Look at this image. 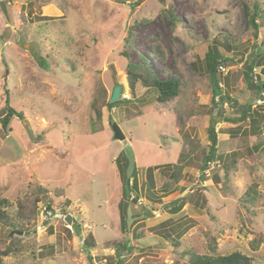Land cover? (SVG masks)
Wrapping results in <instances>:
<instances>
[{"label":"rangeland","instance_id":"rangeland-1","mask_svg":"<svg viewBox=\"0 0 264 264\" xmlns=\"http://www.w3.org/2000/svg\"><path fill=\"white\" fill-rule=\"evenodd\" d=\"M248 1L264 6V0ZM245 2L0 0V193L11 216L18 201L38 187L49 191L52 206L49 210L43 201L38 221L11 239L13 229L0 227L2 243L20 238L24 246L2 264H119V259L120 264H182L184 250L214 256L239 252L264 264V245L257 252L250 246L264 234V145L255 149L264 126L254 133L248 114L251 109L264 117V93L256 89L264 82V28L249 27ZM21 14L29 34L18 37L14 28L22 25ZM214 38H227L233 52L217 47ZM158 45L165 61L153 55ZM208 52L229 62L221 64L224 74L217 71L221 95L207 69ZM255 52L261 57L252 85L246 72ZM175 61L184 76L181 97L161 104L155 90L141 85L132 96L129 62L169 79L177 73ZM100 84L110 96L120 87L121 102L105 112L103 131L93 134L91 103ZM7 91L21 116L5 133ZM109 115L123 130L124 142L115 139ZM213 124L217 160L203 173L196 156L211 151ZM222 154L225 161H237L228 177ZM119 158L129 165L125 175L139 180L130 197ZM174 165L184 167L178 185ZM256 183L262 199L248 205L244 199ZM70 215L72 225L66 221ZM138 233L144 238H136ZM89 235L95 248L87 251ZM128 241L133 250L124 249ZM116 244L123 246L117 250Z\"/></svg>","mask_w":264,"mask_h":264},{"label":"trees","instance_id":"trees-1","mask_svg":"<svg viewBox=\"0 0 264 264\" xmlns=\"http://www.w3.org/2000/svg\"><path fill=\"white\" fill-rule=\"evenodd\" d=\"M245 8H246V15L250 22L249 27H253L255 32H258L262 27L264 28V6L260 2H250L248 0H245ZM41 5H39V9ZM57 10V8L54 9V12ZM53 11V10H52ZM171 17L173 19V22H176V18L171 14ZM21 18V26L20 28H14L17 31V36L20 37L22 33L24 34V31L26 32V35L29 34L28 30V21L25 17V15H20ZM133 36V26L128 28V34L126 38L127 45L132 44ZM214 44L217 47L224 48L227 52H233L234 47L231 43L228 42L227 38L224 39H218L214 38ZM227 40V41H226ZM128 45V47H129ZM216 53L219 54V52L216 50ZM153 55L160 61H165V52L161 48V46L154 47ZM124 56L127 60H129V53L128 51L124 52ZM260 55H258L256 52L250 55L249 64L247 67L246 76H247V82L249 84L255 85L252 79V73L254 72V69H256V66H260ZM207 60V69L209 73L212 75V77L215 79V94L217 91H220L219 87V81L217 76L218 67L221 64H226L228 61H221V59H215V56L212 52H208L206 55ZM229 63V62H228ZM40 65L42 68L46 67L47 60H41ZM176 67V75L169 78L164 79L159 77L148 65L141 66L136 65L134 63L129 62L127 66V80L128 84L130 86V92L133 97H136L137 94V87L138 85H141L142 87L148 89V90H155L157 92V102L161 104H166L169 102H172L174 99L181 97L183 93V82H184V76L181 74L180 69L178 68L177 62L174 63ZM264 73V71H263ZM256 89L260 93H264V82H260L256 85ZM112 96L108 94L107 89L103 85H99L98 89L96 91V94L93 96V100L91 103V108L94 112V116L92 117L93 126H92V133L96 134L103 131V123L105 119V112H111L113 109H115L118 104L121 102V100L113 102ZM222 98V97H221ZM226 100H231L229 96L225 97ZM6 105L4 107L6 111L5 117L1 120V125L3 130L8 132L10 123L12 122L13 118L16 116H21L20 113L16 111L15 108H13L10 105V98L8 91L6 92V97L4 99ZM264 103V99L262 100ZM248 114L253 117L252 119V125L254 128V133H258L261 126H264V117L260 115V113L256 110H249ZM247 119V113L243 116V121ZM108 123L112 125L114 122L112 121L111 115L108 117ZM215 124L212 125L210 129V138H211V148L210 152L208 151H202V155L196 156L197 159H200L203 163L202 166V172H206V168L210 166L213 162L217 160V152H218V135L216 133ZM11 131V130H10ZM41 138V136H38L34 141H37ZM264 145V136L260 132L258 134V140L257 145L255 147L256 151H260L261 147ZM219 161L224 163L223 167L225 169L226 177L229 176V173L236 169L237 161L235 159H232L231 157L228 158L227 161H225V156L222 154L219 157ZM120 161L118 163L119 169H120V175H122V180L124 181L125 193L128 192L129 197L131 195V187H133V190H138L139 180L138 178H134V176H126L125 171L129 167L127 164H121V161L124 159L119 158ZM118 159V160H119ZM203 159V161H202ZM183 169L184 167L181 165H174V172H173V179L174 183L176 185L179 184V182L183 178ZM131 181L133 182V186H131ZM135 188V189H134ZM259 184H253L250 188L249 192L247 193L246 198L244 199V202L248 205H255L258 200H261L262 197L259 194L258 191ZM182 190V189H181ZM49 191L43 189V187H38L37 190H35L31 195L26 196V198H23L18 201L17 205V211L15 216H11L7 211V205L9 204V201L7 199H4L2 197V194L0 193V227H7L12 228L13 232L12 235L9 236V238H13V234L17 232L18 230L21 231L24 228L31 229L32 226L38 221V213L40 210V204L44 201V203L48 204L47 207L49 210H52V206L49 205L48 199H49ZM263 200H264V193H263ZM183 202V201H182ZM245 204V205H246ZM176 206V205H175ZM184 204L178 205L174 207L173 211L175 213L180 212ZM246 209L247 206H246ZM51 212V211H50ZM76 228H80L79 225H76ZM21 228V229H20ZM22 233V232H20ZM27 234V233H26ZM142 234V235H141ZM138 233L136 238L142 239L144 238L143 233ZM81 235V234H80ZM173 240V238H169ZM3 241L0 240V264L3 263V259L6 257H9L11 255L18 254L19 252L23 251L24 246L22 239L17 238L14 243L11 244H5L2 243ZM131 241H128L124 245L125 250H133L132 245L129 246V243ZM85 246L87 248V251L92 250L95 248V241L94 237L92 235H89L88 238L84 241ZM112 245V243H110ZM108 245V243H107ZM264 245V234L257 235L252 241H251V249L252 251H259L260 248ZM121 246V247H120ZM122 244H116V249L120 250L122 248ZM175 248H179L181 245L177 241H175L174 244ZM214 250V249H213ZM180 257L186 260L182 264H253L252 258L243 255L239 252L232 253L230 255L222 256V255H200L196 252H192L189 250H184ZM118 263H121V260H118Z\"/></svg>","mask_w":264,"mask_h":264},{"label":"water","instance_id":"water-1","mask_svg":"<svg viewBox=\"0 0 264 264\" xmlns=\"http://www.w3.org/2000/svg\"><path fill=\"white\" fill-rule=\"evenodd\" d=\"M121 96V88L117 87L114 91L113 97H112V101L116 102L119 101ZM112 131L114 133L115 139L121 142H124L126 140V136L123 132V130L121 129V127L117 124V123H113L112 126ZM70 225L73 224V217L70 215L68 216L67 220H66Z\"/></svg>","mask_w":264,"mask_h":264},{"label":"built area","instance_id":"built-area-1","mask_svg":"<svg viewBox=\"0 0 264 264\" xmlns=\"http://www.w3.org/2000/svg\"><path fill=\"white\" fill-rule=\"evenodd\" d=\"M219 69L222 71V73H223V72H226V70H225V68L223 67V65H220V66H219ZM219 69H218V70H219ZM220 70H219V71H220ZM219 71H218V72H219ZM221 71H220V72H221ZM220 72H219V73H220ZM223 74H224V73H223Z\"/></svg>","mask_w":264,"mask_h":264},{"label":"crops","instance_id":"crops-1","mask_svg":"<svg viewBox=\"0 0 264 264\" xmlns=\"http://www.w3.org/2000/svg\"><path fill=\"white\" fill-rule=\"evenodd\" d=\"M131 245H132V242L129 243V246H131Z\"/></svg>","mask_w":264,"mask_h":264},{"label":"clouds","instance_id":"clouds-1","mask_svg":"<svg viewBox=\"0 0 264 264\" xmlns=\"http://www.w3.org/2000/svg\"><path fill=\"white\" fill-rule=\"evenodd\" d=\"M73 217V216H72Z\"/></svg>","mask_w":264,"mask_h":264}]
</instances>
